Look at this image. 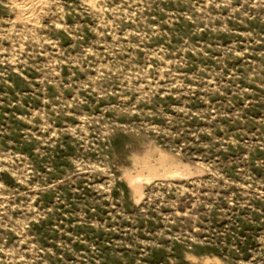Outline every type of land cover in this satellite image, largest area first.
Returning <instances> with one entry per match:
<instances>
[{
	"label": "rangeland",
	"instance_id": "1",
	"mask_svg": "<svg viewBox=\"0 0 264 264\" xmlns=\"http://www.w3.org/2000/svg\"><path fill=\"white\" fill-rule=\"evenodd\" d=\"M28 1L0 0V264H264V0ZM160 151L196 172L140 195Z\"/></svg>",
	"mask_w": 264,
	"mask_h": 264
},
{
	"label": "bare ground",
	"instance_id": "2",
	"mask_svg": "<svg viewBox=\"0 0 264 264\" xmlns=\"http://www.w3.org/2000/svg\"><path fill=\"white\" fill-rule=\"evenodd\" d=\"M26 3H27V6H25V7H28L29 10H31L32 7L34 6V3L32 1L25 2V4ZM22 6H24V5H22ZM35 7L36 6H34V8ZM29 14H31V13H29ZM30 18H31V16H30ZM151 155H152L151 153H146L144 155V157L143 156L139 157L138 160L142 163V169L143 170L139 171L137 173H132V172L130 173L131 181L134 184V186L138 189L140 195H142L141 186H142L144 180L150 181L154 178L189 176V175L194 174L196 172L187 163L175 162L173 160V157L169 153L164 152V151H160V159H159L160 160L159 163L163 165V169L160 170V169L154 168L153 166H149L146 163V158H148ZM172 162H173V166H169V164Z\"/></svg>",
	"mask_w": 264,
	"mask_h": 264
}]
</instances>
